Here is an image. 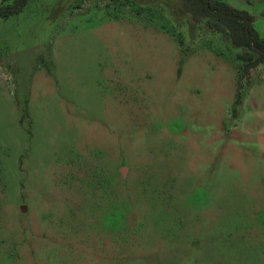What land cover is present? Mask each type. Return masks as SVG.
Segmentation results:
<instances>
[{"label":"rangeland","instance_id":"1","mask_svg":"<svg viewBox=\"0 0 264 264\" xmlns=\"http://www.w3.org/2000/svg\"><path fill=\"white\" fill-rule=\"evenodd\" d=\"M223 1L264 37V0ZM245 52L182 0L0 17V264H264V62L239 90Z\"/></svg>","mask_w":264,"mask_h":264},{"label":"trees","instance_id":"2","mask_svg":"<svg viewBox=\"0 0 264 264\" xmlns=\"http://www.w3.org/2000/svg\"><path fill=\"white\" fill-rule=\"evenodd\" d=\"M3 0L0 5V17L19 14L28 0H13L11 3ZM183 10L191 14L198 22L206 21L209 28L222 33L237 47H248L250 52L240 55L244 62L239 79H241L264 62V37L254 28V17L247 11L237 9L223 0H182ZM240 91H238V95Z\"/></svg>","mask_w":264,"mask_h":264},{"label":"water","instance_id":"3","mask_svg":"<svg viewBox=\"0 0 264 264\" xmlns=\"http://www.w3.org/2000/svg\"><path fill=\"white\" fill-rule=\"evenodd\" d=\"M125 170V169H124Z\"/></svg>","mask_w":264,"mask_h":264}]
</instances>
